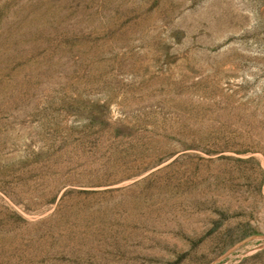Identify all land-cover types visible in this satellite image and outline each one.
Instances as JSON below:
<instances>
[{"label":"rangeland","instance_id":"374dc122","mask_svg":"<svg viewBox=\"0 0 264 264\" xmlns=\"http://www.w3.org/2000/svg\"><path fill=\"white\" fill-rule=\"evenodd\" d=\"M0 264H264V0H0Z\"/></svg>","mask_w":264,"mask_h":264}]
</instances>
